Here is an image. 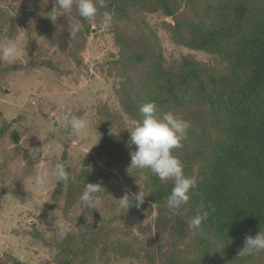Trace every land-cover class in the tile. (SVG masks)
Returning <instances> with one entry per match:
<instances>
[{
	"label": "trees",
	"instance_id": "trees-1",
	"mask_svg": "<svg viewBox=\"0 0 264 264\" xmlns=\"http://www.w3.org/2000/svg\"><path fill=\"white\" fill-rule=\"evenodd\" d=\"M18 1L36 20L45 42L79 65V54L91 31L90 21L82 19L75 7L73 20L62 15L52 21V8L46 1ZM180 1L108 0L107 7L99 9L93 22L101 24L104 11L113 14L111 30L119 57L112 61L109 71L114 70L121 80L115 94L123 111L138 125L142 120L140 108L154 102L158 114L171 111L191 123L183 147L173 151L183 164L185 176L198 181L189 203L179 210L183 218L167 207L166 198L173 181H161L148 169L136 171L144 181L146 200L157 207L155 240L160 264H244L247 258H253L238 256L245 237L264 231V0H214L196 11L193 19L179 12ZM150 11L172 17L175 42L216 55L219 67L192 56H183L176 65L168 64L156 37L151 32L147 34L142 14ZM0 18H3L1 11ZM75 22L82 25V30L71 39L68 32ZM34 26L33 22L31 27ZM39 64L57 68L51 60H41ZM105 114L115 129L104 130L97 158L127 177L130 151L135 150V145L131 149L127 146L130 135L121 117L107 111ZM6 130L7 126L0 127V137ZM9 135L14 143L19 142L15 130ZM62 158L63 162L65 155ZM67 169L72 179L67 185L58 183L55 194H62L66 188V198L73 203L72 199L78 194L80 198L85 185L78 184ZM105 174L101 172L89 182L101 184L105 189L101 196H107L112 188ZM201 205L209 211V216L203 231L198 233L196 253L183 258L178 241L189 230L188 221ZM94 214L100 218L97 211ZM103 223L68 233L58 244V262L85 264L87 255L117 243L124 247L125 255L130 254L131 245L120 242V238L109 239L108 227ZM167 231V241L163 242ZM136 242L145 246L143 250L152 246L151 241ZM147 257L152 260L151 256ZM10 259L12 264H24ZM8 260L2 264H8Z\"/></svg>",
	"mask_w": 264,
	"mask_h": 264
},
{
	"label": "rangeland",
	"instance_id": "rangeland-1",
	"mask_svg": "<svg viewBox=\"0 0 264 264\" xmlns=\"http://www.w3.org/2000/svg\"><path fill=\"white\" fill-rule=\"evenodd\" d=\"M44 1L53 8L54 0ZM180 2L182 16L193 19L196 11L214 0ZM0 11L3 17L0 18V45L6 44L8 38H15L21 50L15 61L0 59V127L8 128L0 137V264L7 259L12 264L11 257L24 264H60L58 244L65 236L100 221L108 227L109 239L120 238V242L131 245L130 254L125 255L126 250L117 243L87 255L85 264H160L155 240L156 205L145 197L139 208L133 206L125 213L117 210L115 200L126 193L134 196L140 191L146 195L144 181L136 174L143 170L128 168V176L124 177L120 170L107 167L96 155L104 130L115 129L105 111L121 117L128 136L137 126L136 120L123 111L115 94L121 80L114 70L109 71L112 61L119 57L111 27L102 31L101 24L90 21L91 31L79 54L81 63L76 65L66 54L45 42L36 20L18 0H0ZM64 15L70 21L74 19L72 11ZM142 16L147 23V34L156 37L168 64L176 65L183 56H192L219 67L216 55L175 42L172 17L161 11L145 12ZM33 22L35 26L31 27ZM41 60H51L57 68L41 65ZM65 113L90 121L86 134L70 135L63 119ZM12 130L19 138L17 144L9 135ZM63 155V162L78 184L93 182L101 172H106L104 177H108L106 180L112 183V188L107 196H101L102 203L97 210L85 209L79 194L72 199L73 203L69 202L66 188L62 194H55L58 187L55 181L43 190L35 184V176L45 167L62 162ZM94 211L101 219L94 216ZM175 213L184 217L179 210ZM168 232L163 242L167 241ZM197 236L189 228L178 241L183 258L196 253ZM138 240L151 241L152 246L143 250L145 246L137 243ZM252 263L264 264V252L247 258L244 264Z\"/></svg>",
	"mask_w": 264,
	"mask_h": 264
},
{
	"label": "clouds",
	"instance_id": "clouds-1",
	"mask_svg": "<svg viewBox=\"0 0 264 264\" xmlns=\"http://www.w3.org/2000/svg\"><path fill=\"white\" fill-rule=\"evenodd\" d=\"M108 0H54L50 19L56 21L58 17L70 13L75 7L79 16L87 21H95L99 9L107 7ZM113 14L104 11L102 15L101 30L107 31L112 26ZM82 30V25L75 22L71 25L69 36L75 39ZM21 55V50L14 39H9L6 44L0 45V59L4 61H15ZM158 107L154 102L144 104L140 108L142 120L130 132L128 147L135 145V150L130 151L131 162L129 168L150 170L161 181H173V187L167 199V207L176 212L187 205L191 193L197 188L198 181L195 177L185 176L183 164L173 154L175 149L183 147V142L188 138L191 129L190 121L182 115L174 112L158 114ZM72 136H82L91 127L90 121L82 119L70 113L63 114ZM99 141V140H98ZM72 179L65 163L57 162L51 168L45 167L35 176L34 182L40 189H45L53 181L67 185ZM105 189L101 184H85L80 196V202L85 209L97 210L102 203L101 193ZM146 196L140 191L134 196L125 194L118 201V211L127 212L135 206L139 208ZM214 211V209H212ZM209 216V211L203 205L198 206L196 214L188 221L189 228L196 233L203 231L204 221ZM264 252V231L258 232L255 236H246L244 247L239 250V257L255 256Z\"/></svg>",
	"mask_w": 264,
	"mask_h": 264
},
{
	"label": "water",
	"instance_id": "water-1",
	"mask_svg": "<svg viewBox=\"0 0 264 264\" xmlns=\"http://www.w3.org/2000/svg\"><path fill=\"white\" fill-rule=\"evenodd\" d=\"M55 124H56V122H55Z\"/></svg>",
	"mask_w": 264,
	"mask_h": 264
}]
</instances>
